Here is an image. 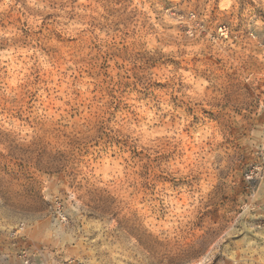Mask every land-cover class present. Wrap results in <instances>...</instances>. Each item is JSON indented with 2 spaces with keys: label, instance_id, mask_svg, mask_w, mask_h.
<instances>
[{
  "label": "rangeland",
  "instance_id": "374dc122",
  "mask_svg": "<svg viewBox=\"0 0 264 264\" xmlns=\"http://www.w3.org/2000/svg\"><path fill=\"white\" fill-rule=\"evenodd\" d=\"M218 259L264 264V0H0V264Z\"/></svg>",
  "mask_w": 264,
  "mask_h": 264
},
{
  "label": "clouds",
  "instance_id": "9594fccd",
  "mask_svg": "<svg viewBox=\"0 0 264 264\" xmlns=\"http://www.w3.org/2000/svg\"><path fill=\"white\" fill-rule=\"evenodd\" d=\"M195 173H183L180 174L179 171L177 172V174L174 175V179H176L177 181H190L194 178ZM211 208L205 209V211L210 210Z\"/></svg>",
  "mask_w": 264,
  "mask_h": 264
},
{
  "label": "snow or ice",
  "instance_id": "6c2138e0",
  "mask_svg": "<svg viewBox=\"0 0 264 264\" xmlns=\"http://www.w3.org/2000/svg\"><path fill=\"white\" fill-rule=\"evenodd\" d=\"M217 264H219V259L217 260Z\"/></svg>",
  "mask_w": 264,
  "mask_h": 264
}]
</instances>
